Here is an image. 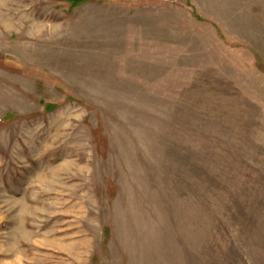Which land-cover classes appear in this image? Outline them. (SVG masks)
I'll list each match as a JSON object with an SVG mask.
<instances>
[{"label":"rangeland","instance_id":"1","mask_svg":"<svg viewBox=\"0 0 264 264\" xmlns=\"http://www.w3.org/2000/svg\"><path fill=\"white\" fill-rule=\"evenodd\" d=\"M126 1L0 0V264H264V0Z\"/></svg>","mask_w":264,"mask_h":264},{"label":"trees","instance_id":"2","mask_svg":"<svg viewBox=\"0 0 264 264\" xmlns=\"http://www.w3.org/2000/svg\"><path fill=\"white\" fill-rule=\"evenodd\" d=\"M85 1H87V0H75V2H76V5H78V4H81V3H83V2H85ZM118 2H122V1H118ZM123 2H125V1H123ZM126 3L128 4V5H133V6H140V5H147V1H145V0H139V1H136V2H130V1H126ZM132 3H136L137 5H134V4H132ZM119 4H123V3H119ZM149 4V3H148Z\"/></svg>","mask_w":264,"mask_h":264}]
</instances>
